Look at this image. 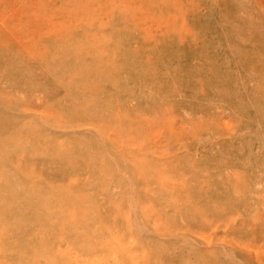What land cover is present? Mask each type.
<instances>
[{
    "label": "rangeland",
    "instance_id": "374dc122",
    "mask_svg": "<svg viewBox=\"0 0 264 264\" xmlns=\"http://www.w3.org/2000/svg\"><path fill=\"white\" fill-rule=\"evenodd\" d=\"M0 117V264H264V0H0Z\"/></svg>",
    "mask_w": 264,
    "mask_h": 264
},
{
    "label": "bare ground",
    "instance_id": "6f19581e",
    "mask_svg": "<svg viewBox=\"0 0 264 264\" xmlns=\"http://www.w3.org/2000/svg\"><path fill=\"white\" fill-rule=\"evenodd\" d=\"M230 30H231V29H230ZM244 33L246 34V31H244ZM248 35H249V34H248ZM248 35H246V36H248ZM248 38H249V37H248ZM182 41H183V43H182L181 45L178 44V45H179V48H180V51H182V52H184V53H189L188 55H189V56H192V57H194L195 54H198V53H199L200 45H197V46H193V47H192V45L186 43L185 40H182ZM170 42H171V41H170ZM0 121H2V120H1V117H0Z\"/></svg>",
    "mask_w": 264,
    "mask_h": 264
}]
</instances>
